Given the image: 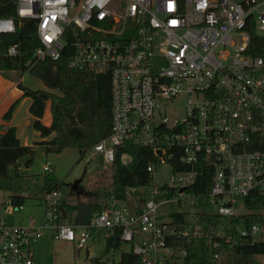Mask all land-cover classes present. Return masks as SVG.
Listing matches in <instances>:
<instances>
[{
	"label": "built area",
	"instance_id": "2783aa9c",
	"mask_svg": "<svg viewBox=\"0 0 264 264\" xmlns=\"http://www.w3.org/2000/svg\"><path fill=\"white\" fill-rule=\"evenodd\" d=\"M14 3L15 15H0V33L35 21L39 43L29 68L67 49L71 68L110 72L111 132L93 150L112 163L115 147L129 141L151 146L155 158L147 166L150 184L128 187L124 199L111 191L87 223L68 214L57 188L31 224H9L2 212L23 204L0 202V264H42L32 247L46 232L88 249L97 231L106 240L119 232L120 246L130 245L118 261L96 257L105 264H121L128 252L135 264H186L179 239L204 236L216 247L231 239L223 229L175 222V214L196 211L189 188L201 170L212 172L203 211L241 216L239 234L264 241V209L263 222L248 226L246 217L253 212L248 201L264 198V0ZM5 55L21 57V41ZM175 156L188 168L175 169Z\"/></svg>",
	"mask_w": 264,
	"mask_h": 264
},
{
	"label": "trees",
	"instance_id": "16d2710c",
	"mask_svg": "<svg viewBox=\"0 0 264 264\" xmlns=\"http://www.w3.org/2000/svg\"><path fill=\"white\" fill-rule=\"evenodd\" d=\"M14 0H0V15H15ZM21 41V57L5 55L10 44ZM39 40L36 34L35 21H23L17 33H0V70L4 73L9 70H19L21 73L29 71L33 75L46 81L52 90L33 89L21 81L18 86L25 96L32 98L30 112L34 115V127L41 132L42 137L55 135L50 139L35 141L32 145H23L17 136L14 126L0 127V190L8 191L14 188V181L21 176L19 160L25 158L24 164L30 166L38 147L44 148L47 153H60L67 148H77L79 157L85 158L90 149L106 138L111 132L112 102L111 82L108 70L75 69L69 66L70 54L63 50L61 57L56 61H40L33 67L26 65L33 59V51ZM48 101L51 102L52 123L47 126L42 118ZM16 103L4 114L9 120L12 117ZM127 157V158H126ZM155 158L151 146L135 144L125 141L115 147V159L111 163L113 179L106 188V196L111 191L117 199H124L130 186H146L151 182V175L147 166ZM170 162L175 169H187L186 165H179L178 157H172ZM212 172L201 170L197 175L195 184L189 189L193 192V213L175 214V222H183L202 226L206 231L215 233L223 229L231 237L229 241L221 240L216 247L204 236L179 239L176 243L186 247V264H264L258 260L264 255V241H253L251 236H242L235 224L241 216L225 217L204 212L209 202L206 192L210 186ZM61 182L52 171L45 174L44 190L46 193L58 189ZM25 196L11 194L10 200L14 206L23 204ZM68 214L73 215L78 222L87 223L101 210V204L85 207L70 206L62 200ZM248 207L253 210L247 217L250 226L255 222H263L264 198L256 197L248 201ZM77 210L74 215L73 211ZM260 212V213H259ZM119 232H117L118 234ZM117 234L107 239L108 249H117L120 243L116 241ZM215 238V235H214ZM135 255L125 253L121 264H135ZM95 264H105L99 258L94 259Z\"/></svg>",
	"mask_w": 264,
	"mask_h": 264
},
{
	"label": "rangeland",
	"instance_id": "374dc122",
	"mask_svg": "<svg viewBox=\"0 0 264 264\" xmlns=\"http://www.w3.org/2000/svg\"><path fill=\"white\" fill-rule=\"evenodd\" d=\"M13 74L18 75V72L13 71ZM23 161L21 160L19 170L24 176L15 179L12 190H0V201L8 193L23 194V190L28 192L23 208L6 215L9 224H31L34 222L31 220L32 216L35 220L41 218L43 208L37 197L44 195L41 189L45 184L47 171H44V165L46 164L51 165L57 180L61 182L58 190L61 199L68 205L82 208L101 204V201L107 199L105 191L113 179L111 163L106 162L102 155L93 150V147L83 159L79 157L77 148H67L60 153H47L40 147L36 149L34 161L30 166L27 167ZM163 170L169 172L170 168L164 165ZM239 208L243 210L242 206ZM96 212L98 210L94 211ZM76 213L77 210H74L73 214ZM88 245V249H80L77 242L57 239L50 232H46L34 243L32 249L36 260L42 264H92L94 257L107 259L110 263L113 260L118 261L121 253L130 248L128 243L122 242L120 248L108 249L103 231H97L95 238L91 239ZM257 258L264 263V255H259Z\"/></svg>",
	"mask_w": 264,
	"mask_h": 264
},
{
	"label": "crops",
	"instance_id": "0c3cea01",
	"mask_svg": "<svg viewBox=\"0 0 264 264\" xmlns=\"http://www.w3.org/2000/svg\"><path fill=\"white\" fill-rule=\"evenodd\" d=\"M13 71H17V74H13ZM19 70H9L7 72H3L0 70V127L4 126H14L17 130V136L20 139L23 145H32L35 141H42L44 139L52 138L55 133H52L50 136L42 137L40 130L34 127V115L30 112V106L32 103V98L29 96H25L23 90L18 86V83L21 81L24 85L33 88V89H45V90H52L49 84L42 80L41 78L33 75L31 72L26 71L19 74ZM46 84V85H43ZM16 103L14 108L12 117L7 120L4 118V114L8 111V109ZM52 111H51V102L48 101L44 116L42 121L45 125L49 126L52 123ZM1 130V129H0ZM40 148V147H38ZM21 160L25 161V158L19 160V165L21 164ZM23 161V162H24ZM20 171V170H19ZM21 174V173H20ZM24 176V173L21 176ZM22 176V177H23ZM42 187L41 191L44 192V195L37 197L39 204L43 208V202L45 198L46 190ZM22 196L27 197L28 192L23 190ZM11 194H19V193H8L7 196L5 195L4 198L0 202H4L10 200ZM10 213H5L4 211L2 214L5 216ZM43 211L41 213V216ZM40 216V217H41ZM34 217V216H32Z\"/></svg>",
	"mask_w": 264,
	"mask_h": 264
}]
</instances>
